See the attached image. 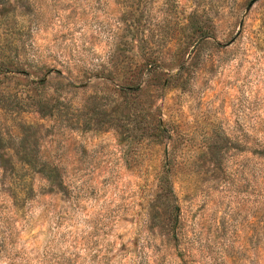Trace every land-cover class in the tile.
I'll list each match as a JSON object with an SVG mask.
<instances>
[{
  "label": "rangeland",
  "instance_id": "rangeland-1",
  "mask_svg": "<svg viewBox=\"0 0 264 264\" xmlns=\"http://www.w3.org/2000/svg\"><path fill=\"white\" fill-rule=\"evenodd\" d=\"M0 264H264V0H0Z\"/></svg>",
  "mask_w": 264,
  "mask_h": 264
},
{
  "label": "trees",
  "instance_id": "trees-1",
  "mask_svg": "<svg viewBox=\"0 0 264 264\" xmlns=\"http://www.w3.org/2000/svg\"><path fill=\"white\" fill-rule=\"evenodd\" d=\"M202 37V36H201ZM202 38H209V37H206V36H203ZM137 90V88H136ZM166 189H168V191L170 190V186H169V182H167L166 184ZM167 191V190H166Z\"/></svg>",
  "mask_w": 264,
  "mask_h": 264
}]
</instances>
